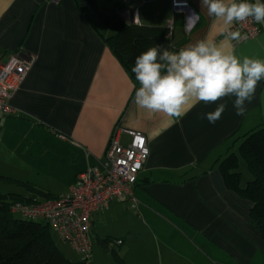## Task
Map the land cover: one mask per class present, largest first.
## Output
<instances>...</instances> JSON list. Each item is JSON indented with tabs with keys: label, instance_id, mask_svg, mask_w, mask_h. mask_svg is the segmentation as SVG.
Instances as JSON below:
<instances>
[{
	"label": "crops",
	"instance_id": "1",
	"mask_svg": "<svg viewBox=\"0 0 264 264\" xmlns=\"http://www.w3.org/2000/svg\"><path fill=\"white\" fill-rule=\"evenodd\" d=\"M96 2L111 8L108 0ZM187 2L189 7L172 9L169 0H128L121 17L130 24L165 29V34L171 21L173 50L202 39H223L218 35L220 22L207 15L201 0ZM258 25L255 37L232 41L228 50L264 58V24ZM107 34L98 20L91 24L73 0H0V61L16 52L36 55L11 98L17 115H0L3 138L13 140L12 151L25 143L28 154L35 148L38 155H47L46 163H33V169L52 172L62 189L48 193L58 196L67 193L87 167L101 168L114 126L141 132L148 155L132 189L134 213L125 197L114 199L92 215L91 232L94 223L119 220L126 210L144 230L122 220L124 227L115 233L118 238L107 236L111 240L104 244V238L95 239L105 248L110 241L121 240V245L127 241L130 250L132 242L149 234L159 244V255L151 260L136 246L137 254L149 258H141V264L192 261L182 253V237L191 246L210 245L216 260L224 255L236 264L246 263L250 251H264V240L250 224L251 203L226 188L218 161L235 149L236 144L229 149L234 138L264 124V80L241 116L233 107L235 98L225 97L215 104L197 103L179 120L169 118L134 103V83L105 43ZM219 103L227 107L215 124L201 118ZM129 139L120 134L121 144ZM14 177L43 186L38 175Z\"/></svg>",
	"mask_w": 264,
	"mask_h": 264
},
{
	"label": "clouds",
	"instance_id": "2",
	"mask_svg": "<svg viewBox=\"0 0 264 264\" xmlns=\"http://www.w3.org/2000/svg\"><path fill=\"white\" fill-rule=\"evenodd\" d=\"M201 7L220 22L218 35L223 39H202L178 50L154 45L142 51L131 68L139 84L134 98L139 108L179 120L197 103L215 104L234 97L233 107L241 116L246 103L255 98L257 86L264 80V58L238 56L228 49L232 41L241 39L234 25L249 19L264 24V2L201 0ZM226 107L219 103L201 118L215 124Z\"/></svg>",
	"mask_w": 264,
	"mask_h": 264
},
{
	"label": "trees",
	"instance_id": "3",
	"mask_svg": "<svg viewBox=\"0 0 264 264\" xmlns=\"http://www.w3.org/2000/svg\"><path fill=\"white\" fill-rule=\"evenodd\" d=\"M108 1L112 2L111 8L102 10L96 0H73L91 24L98 20L108 30V34L104 35L105 43L137 88L139 84L131 71L135 58L150 46L171 45L173 48L172 39L165 36V29L125 22L121 17L125 3L121 0ZM235 144L236 150L233 148ZM229 149L234 150L218 161L224 184L251 203L250 224L264 239V124L234 138ZM239 159L244 161L250 174L244 183L239 171ZM24 185L26 191L21 194L0 195V264H84L86 260L71 262L65 258L54 245L49 235L51 230L45 222L11 211L18 201L32 202L54 197L28 183ZM14 213L19 214L20 218H15ZM108 240L111 239H104L102 244Z\"/></svg>",
	"mask_w": 264,
	"mask_h": 264
},
{
	"label": "built area",
	"instance_id": "4",
	"mask_svg": "<svg viewBox=\"0 0 264 264\" xmlns=\"http://www.w3.org/2000/svg\"><path fill=\"white\" fill-rule=\"evenodd\" d=\"M143 1L141 0V3ZM169 1L172 9L189 7L187 0ZM166 29L165 36L169 37L171 21L168 22ZM233 30H239L241 38L248 39L255 37L260 27L249 19L242 24L234 25ZM35 60L34 54L23 55L16 52L0 61V115H17V109L11 105V98L22 85ZM121 133L129 136L128 144L120 143ZM147 155V141L141 132L126 130L116 125L110 133L101 168L87 167L76 176L74 184L65 194L39 202L35 199L24 205L15 203L11 211L26 218L42 220L83 260H87L92 251V215L102 210L110 201L124 197L132 208L135 207L136 200L132 189Z\"/></svg>",
	"mask_w": 264,
	"mask_h": 264
},
{
	"label": "rangeland",
	"instance_id": "5",
	"mask_svg": "<svg viewBox=\"0 0 264 264\" xmlns=\"http://www.w3.org/2000/svg\"><path fill=\"white\" fill-rule=\"evenodd\" d=\"M98 6L100 9L106 10L103 3H100V5L98 4ZM3 135L4 134L0 133V195L21 194L26 191L24 185L26 184V182H23L20 179H16L17 177L15 178L14 176L31 175L35 177L38 175L43 184L40 189L47 192H49L50 190L62 189L60 185L61 183L55 181L54 178H52V172H49L48 169L38 172L34 171L33 169L36 165H33V163L41 162L40 164L42 165L46 163V161L48 160L46 154L38 155L37 153L39 150L35 148H33L32 154H28V152L26 151L27 145L25 143H23L21 148H19L17 151H12L13 147H11V144L13 143V140L8 141L3 138ZM239 171L241 172L243 183L248 178H250V174L246 169V165L242 159H239ZM52 184L53 186H55V188L50 187V185L52 186ZM35 201L39 202L41 200L37 199ZM15 203L23 205L27 204V202L21 201ZM125 203L127 204V202ZM126 206L130 212L134 210L130 207L129 204H127ZM128 210L124 211L126 213H123L122 218L119 220L115 218H106V221H101L100 224L98 222L94 223V227H92V251L89 258L85 261L84 264H141V258H150L152 260L155 258V256H157V254L159 255V244L156 241L154 243V238L149 237V234H146L145 237L141 239L139 238L135 242H132L130 244V250L126 245L128 243L127 241L123 245H121L122 242L120 244L117 243V241H110L114 242L115 245L109 242L107 248H105L100 244L99 241H97V239H95L96 236H100L104 239L109 236V238L111 237L112 240L114 239L113 237L118 238L115 233L119 232L118 230L124 227L123 221L131 223L132 226L134 224L137 228L144 230V226L140 221L136 222V219L129 217V214H127ZM132 213H134V211ZM13 215L15 218H20L19 214L17 213H14ZM123 216H126L128 218L124 219ZM49 235L54 245L65 256V258H67L71 262L82 261L81 256L68 243H65L57 234L49 231ZM180 239L182 240L181 244L184 245L182 247V253L186 257L188 255V258L185 259H192V261L187 262L186 264H222L223 262L220 263L221 259H225V261L228 260V264H236L233 260L230 261L229 258H226L224 255L221 256L220 260H216L217 258L215 259L212 252L210 251V245L198 246L195 244L194 246L196 247H194L191 246L190 242H186L185 238L182 237ZM136 246L142 251L144 249L145 253H148L147 255H149V258L147 256L144 258L143 253H141V255L137 254L139 250ZM144 262L145 264H148L147 260H145ZM144 262L142 264H144ZM152 264H160V262L153 260ZM240 264H264V251H262L261 249H255V251L253 252L250 251L248 261L246 263Z\"/></svg>",
	"mask_w": 264,
	"mask_h": 264
}]
</instances>
